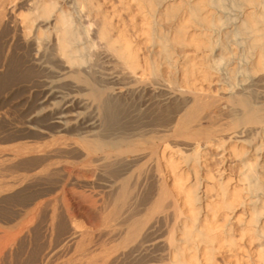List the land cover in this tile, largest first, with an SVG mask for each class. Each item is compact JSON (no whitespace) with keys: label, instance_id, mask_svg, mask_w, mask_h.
<instances>
[{"label":"bare ground","instance_id":"obj_1","mask_svg":"<svg viewBox=\"0 0 264 264\" xmlns=\"http://www.w3.org/2000/svg\"><path fill=\"white\" fill-rule=\"evenodd\" d=\"M118 4L109 12L100 0H0V77L13 71L14 47L24 57L21 68L34 77L24 86L26 103L36 97L37 106L23 129L4 139L8 146L0 147V190L19 189L30 179V168L53 175L62 167L100 170L122 157L125 161L131 142L108 141L105 123L140 93L144 110L170 106L167 90L175 86L186 97L175 119L167 118L170 124L161 132L143 137L145 148L138 154L145 155L121 165L126 173L139 163L154 167L160 176L154 202L174 200L172 215L165 211L163 220L167 264H220L219 255H235L244 244L255 243L254 255L264 264V0ZM98 44L105 52H95ZM145 44L155 48L151 58L142 55ZM156 86L161 92L147 95ZM206 107L211 109L208 125L201 121L189 127L185 112ZM172 137L193 140L186 144L189 153L172 147ZM214 148L221 150L220 166L227 157L236 161L237 184L225 174L212 176L208 158ZM96 155L101 157L93 161ZM240 207L248 219L239 217L237 231L230 218Z\"/></svg>","mask_w":264,"mask_h":264},{"label":"rangeland","instance_id":"obj_2","mask_svg":"<svg viewBox=\"0 0 264 264\" xmlns=\"http://www.w3.org/2000/svg\"><path fill=\"white\" fill-rule=\"evenodd\" d=\"M118 1L100 0L104 10L109 12L119 7ZM66 7H69V5ZM132 13L134 15H131V13L130 15L135 17V12ZM121 14L122 16L125 15L126 20H129L128 13L121 12ZM82 20L83 22L87 21L85 17ZM162 25L166 31L169 30V26ZM98 45L95 52L105 50L104 46ZM142 48L144 50L142 55L151 58L155 48L150 44H145ZM177 51L179 54L177 59L180 62L183 50L178 48ZM11 57L10 64L11 62L12 64L10 67L13 71L9 69L7 74L0 77V147L8 146L5 140L13 136L14 132H20L19 130H22L26 125L30 111L37 109L36 97L31 103H26L29 93L24 87L26 86L25 83L32 82L34 77L30 72H27L28 69H25L24 66L21 68L24 57L21 55L20 58L19 55H16L14 47ZM136 78L139 79V77ZM129 80L132 81L131 78ZM218 85L212 86V92L218 89ZM248 85L249 83L243 84V87ZM173 88L167 90L171 92L170 106L154 105L152 110L151 108L149 111L144 110L140 106L142 101V94L140 93L139 98L136 97L138 100L135 98L126 110L115 112L114 121L109 120L105 123L107 126L105 127V134L109 136L108 141L126 140L131 142V151H127L132 152L131 155L134 152V158L130 155L131 158L130 156L125 157L124 161V157H122L117 161H113V163L110 162V165L107 164L108 167L106 166L100 170L96 167L93 169L92 167L84 168L83 166L75 169L62 167L63 169H58V172L56 171L53 175H51L52 172H47L51 175L49 177L46 171L30 168L26 173L27 179H30L26 180L27 183L25 182L19 189L14 188L5 191V194L2 189V191L0 190V193H3L0 196V244L6 240L3 243L5 247L2 245V248H5L3 254L5 257L2 255L0 264L169 263L168 252L165 251L166 244L163 243L165 242L163 238L166 239L168 226L163 220L167 213L170 212V215H172V208L170 207L174 200L170 198L165 203L161 201L154 202L156 186L158 187L157 184L160 180V176L156 174L154 167L139 163L137 167L126 173L125 168L121 165L127 160L135 159V156L136 158L139 157V154L145 155L146 152L145 154L143 152L138 154V150L141 151L145 148L142 142L146 135L161 132L163 127L165 128L175 119L177 116L176 108L178 107L179 110L182 107L186 97L178 93L175 86ZM158 89L159 86L150 88L147 95H151L150 92L153 93V90L154 94L158 91L161 92ZM21 90L23 91L21 92ZM210 112L211 109L206 107L200 110H189V112H185L187 117L185 113L184 115L189 127L193 128L195 124L197 125L201 121L202 125L206 127L208 124L205 118ZM168 114L170 115L168 116ZM167 118H169V121L171 118L172 120L169 122ZM164 120H167L168 123L166 121L164 123ZM162 124L165 126L161 127ZM228 134H224L225 139L228 138ZM172 138L170 139L172 147L183 148L184 152L186 150L189 153L191 147H187V149L186 144L193 145V140L186 137L183 139L180 137ZM4 141L6 144L3 143ZM253 146L254 144L249 146V149ZM220 153L221 150H216V148L211 149L209 153L208 159L212 176L219 178L220 174H225L236 183L239 180V171L235 166L236 161L227 157L224 164L220 166ZM98 156L100 155L94 156L92 160L96 161L99 158ZM30 171L31 173L28 176ZM32 173L36 179H32ZM38 175H40L39 178H37ZM43 178L45 180L48 178L47 183ZM40 181L47 185H41ZM238 185L242 186V184ZM239 217L243 221L248 219V213L244 207H240L236 214L230 218L233 219L237 231L241 228ZM220 224H224L222 218ZM68 237L71 239L70 241H68ZM8 241L9 243H7ZM257 246V243L252 247L244 244L235 255L223 253L217 259L220 264H226L227 262L231 264H260L256 255H254ZM160 255L165 256V259Z\"/></svg>","mask_w":264,"mask_h":264}]
</instances>
